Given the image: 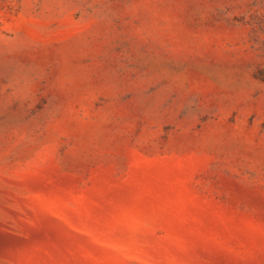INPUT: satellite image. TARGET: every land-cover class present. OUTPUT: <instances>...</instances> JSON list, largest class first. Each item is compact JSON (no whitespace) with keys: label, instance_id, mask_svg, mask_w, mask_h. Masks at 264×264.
Segmentation results:
<instances>
[{"label":"rangeland","instance_id":"rangeland-1","mask_svg":"<svg viewBox=\"0 0 264 264\" xmlns=\"http://www.w3.org/2000/svg\"><path fill=\"white\" fill-rule=\"evenodd\" d=\"M0 264H264V0H0Z\"/></svg>","mask_w":264,"mask_h":264}]
</instances>
